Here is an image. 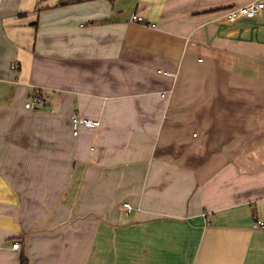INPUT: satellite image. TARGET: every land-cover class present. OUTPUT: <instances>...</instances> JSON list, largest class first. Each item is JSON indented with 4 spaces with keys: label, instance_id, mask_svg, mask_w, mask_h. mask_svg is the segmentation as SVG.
<instances>
[{
    "label": "crops",
    "instance_id": "obj_1",
    "mask_svg": "<svg viewBox=\"0 0 264 264\" xmlns=\"http://www.w3.org/2000/svg\"><path fill=\"white\" fill-rule=\"evenodd\" d=\"M253 1L2 0L0 264H264Z\"/></svg>",
    "mask_w": 264,
    "mask_h": 264
},
{
    "label": "built area",
    "instance_id": "obj_2",
    "mask_svg": "<svg viewBox=\"0 0 264 264\" xmlns=\"http://www.w3.org/2000/svg\"><path fill=\"white\" fill-rule=\"evenodd\" d=\"M2 0H0V4H1ZM261 11H264V0H256L253 1L249 4L240 6L238 8H233L230 9L227 13V18L230 20L236 19L240 16H255L257 14H259ZM133 19L136 21H143V17L141 15L135 14L133 15ZM46 104V99L40 95V94H36L34 95V97L32 98V100L28 101L26 103V107L28 108H35L38 106H42ZM72 123H73V128H74V133L78 134L79 132V127L81 125H85L87 127H95L98 126L100 121L97 119H92V118H88V117H82L80 115H74L72 118ZM124 205L127 207L128 212H130L133 209V206L126 202L124 203ZM206 219L207 222L209 223L210 218L209 215H206ZM255 226L258 225H264L263 221L258 219L256 220V222L254 223ZM13 247L14 248H19L20 247V241H15L13 243Z\"/></svg>",
    "mask_w": 264,
    "mask_h": 264
},
{
    "label": "trees",
    "instance_id": "obj_3",
    "mask_svg": "<svg viewBox=\"0 0 264 264\" xmlns=\"http://www.w3.org/2000/svg\"><path fill=\"white\" fill-rule=\"evenodd\" d=\"M20 264H30V261L28 260V258L25 254H23L21 256V263Z\"/></svg>",
    "mask_w": 264,
    "mask_h": 264
},
{
    "label": "rangeland",
    "instance_id": "obj_4",
    "mask_svg": "<svg viewBox=\"0 0 264 264\" xmlns=\"http://www.w3.org/2000/svg\"><path fill=\"white\" fill-rule=\"evenodd\" d=\"M235 8H238V7H235ZM231 9H233V8H231ZM229 10H230V9H229ZM229 10H228V11H229Z\"/></svg>",
    "mask_w": 264,
    "mask_h": 264
}]
</instances>
